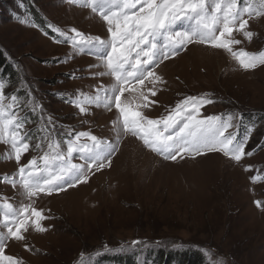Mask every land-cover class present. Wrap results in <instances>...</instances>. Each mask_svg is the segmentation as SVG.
<instances>
[{
	"label": "rangeland",
	"instance_id": "obj_1",
	"mask_svg": "<svg viewBox=\"0 0 264 264\" xmlns=\"http://www.w3.org/2000/svg\"><path fill=\"white\" fill-rule=\"evenodd\" d=\"M15 1L27 4L28 12L13 17L9 10H16ZM215 2L207 0L209 12ZM238 8H247L252 14L243 16L248 21L245 29L235 26L230 38L240 43L231 45L233 51L264 54V3L238 0ZM35 23L48 37L41 35ZM189 23L183 21L176 27L187 30ZM72 29L85 37L109 38L107 25L86 0H0V50L12 63L5 71L13 74H8V83L0 78V111L10 112L18 102L7 94L29 88L42 105L45 123L55 125L56 132H91L115 144L116 151L108 169L100 170L87 184L34 203L32 198L15 195L22 188L12 180H17L19 167L35 153L28 149L17 163L12 136L0 132V177L5 175L0 197L13 198L16 207H24V198L28 209L34 205L33 209L42 211L46 229H22L24 239L8 238L3 255L16 258L19 264H81L88 257L124 262L114 257L130 253L136 254L135 262L185 264L190 260L195 264L192 250H199L202 264H264V65L244 70L226 50L201 43L188 44L174 57L157 61L153 70L163 82L155 85L156 96L147 91L152 83L141 86L148 100L157 102L139 109L148 118L166 115V109L186 97L210 94L215 102L201 107V117L226 118L230 113L233 119L239 118L232 120L231 127L238 139L244 135L239 123L255 119L247 124L253 131L245 146V153L252 155H244L239 162L219 152L195 158L183 155V159L179 156L170 161L144 147L136 137L118 135L112 123L119 118L114 107L95 106L97 89L114 81L108 75H97L105 72V62L88 49L58 42L79 39ZM245 31L253 33L251 40ZM79 90L86 108L80 115L69 108L74 104L68 97ZM125 97L133 107L142 103L138 93L126 92L122 99ZM30 108L26 105L24 111ZM23 129L27 137L36 136L28 126ZM11 212H17L14 206L0 215ZM134 241L141 243L134 245Z\"/></svg>",
	"mask_w": 264,
	"mask_h": 264
},
{
	"label": "snow or ice",
	"instance_id": "obj_2",
	"mask_svg": "<svg viewBox=\"0 0 264 264\" xmlns=\"http://www.w3.org/2000/svg\"><path fill=\"white\" fill-rule=\"evenodd\" d=\"M94 12H99L103 22L107 25L108 39L100 37H85L77 30L72 29L75 37L70 42L74 47L88 49L90 53L103 60L105 72L97 75H108L113 78L110 86H101L97 89L95 106H104L108 109L114 107L119 113V118L113 121L114 131L130 134L142 141L143 146L152 152L163 156L164 159H181L184 155L195 156L209 152L223 153L226 157L239 162L245 153V146L253 131L250 126L245 134L237 138L235 132L225 135L228 128L233 127L232 114L222 116L201 117V107L215 101L210 94L198 97H186L179 101L174 108L166 109L167 114L157 119H150L139 110L157 103L149 101L142 90L145 82L153 84L147 91L151 96H156L157 82H163L153 68L157 61L174 57L180 50L191 43L208 44L213 48H222L229 52L244 70L255 69L264 65V54H253L246 51H233L231 45L240 41L230 38L238 24V30L246 28L248 21L243 19L245 13L251 15L247 8L240 10L238 0H216L208 11L207 0H86ZM264 3V0H261ZM138 9V10H137ZM259 14V13H257ZM189 21L187 30L177 29L176 25ZM218 33V34H217ZM244 35L251 40L253 33L245 31ZM58 42H64L58 40ZM92 67V66H89ZM3 85H0V89ZM138 93L142 103H133L125 93ZM103 93V96L100 95ZM3 96L0 91V97ZM15 100V97L13 98ZM114 101V104H113ZM93 104L92 98L88 100ZM11 107V105H10ZM81 113L86 112L85 107H80ZM4 112L0 111V117ZM52 124L51 119L48 121ZM15 129L23 127V122L13 115L0 122V131L5 136L9 126ZM42 140H50V130L45 127ZM51 134L55 135V125ZM14 158L19 163L21 155L29 148L25 136H20L15 130L11 133ZM86 138L91 143H81ZM64 143L66 152L61 149L59 142H49L48 150L37 159L28 161L27 165L19 167L18 180H12L15 185L19 183L23 194L31 199L43 195L59 193L68 187L88 181L87 171L95 165L97 170L110 163V156L116 151V145L107 140L100 139L91 132L82 131L73 133L66 131ZM37 148L41 143L36 144ZM80 154L84 163H73V154ZM247 170V169H246ZM256 178L253 177V180ZM257 206L260 203L257 202ZM4 208L12 209V205L5 203ZM28 212V206L21 209L19 214L5 215L6 235L0 233V264H19L10 256L3 255L5 243L8 238L16 241L24 239L21 230L27 231V220L21 219ZM34 217L31 224L35 231H46L40 220L44 219L42 211L32 209ZM140 241H134L139 245ZM27 247V245L25 246Z\"/></svg>",
	"mask_w": 264,
	"mask_h": 264
},
{
	"label": "trees",
	"instance_id": "obj_3",
	"mask_svg": "<svg viewBox=\"0 0 264 264\" xmlns=\"http://www.w3.org/2000/svg\"><path fill=\"white\" fill-rule=\"evenodd\" d=\"M10 66V64H8L7 63V61H6V58H5V52H2L1 50H0V69L1 70H3L4 71V73L5 74H11L9 71H5V68L6 67H9ZM7 69V68H6ZM12 75L13 74H11V77H12ZM54 85V84H53ZM29 95H32L33 96V94L32 93H28ZM27 94V95H28ZM27 95H26V97H27ZM94 253H96V252H94ZM154 256H155V254H153ZM192 255H194L193 257H195V258H193L194 259V261L196 260V262H195V264L197 263V264H202V257H201V254H200V252H199V250H192ZM122 256L123 255H120V256H115L114 258L116 259V260H128V258H126V257H123L122 258ZM104 258H98V260H103ZM185 264H190V260H186L185 261Z\"/></svg>",
	"mask_w": 264,
	"mask_h": 264
},
{
	"label": "bare ground",
	"instance_id": "obj_4",
	"mask_svg": "<svg viewBox=\"0 0 264 264\" xmlns=\"http://www.w3.org/2000/svg\"><path fill=\"white\" fill-rule=\"evenodd\" d=\"M16 245V244H15Z\"/></svg>",
	"mask_w": 264,
	"mask_h": 264
}]
</instances>
